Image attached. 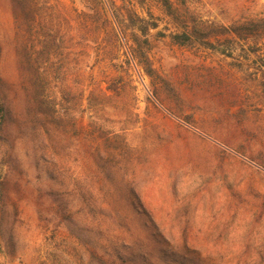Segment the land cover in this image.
<instances>
[{"label":"rangeland","instance_id":"374dc122","mask_svg":"<svg viewBox=\"0 0 264 264\" xmlns=\"http://www.w3.org/2000/svg\"><path fill=\"white\" fill-rule=\"evenodd\" d=\"M108 3L156 25L147 44ZM263 18L264 0H0V264H264V42L172 41Z\"/></svg>","mask_w":264,"mask_h":264},{"label":"trees","instance_id":"16d2710c","mask_svg":"<svg viewBox=\"0 0 264 264\" xmlns=\"http://www.w3.org/2000/svg\"><path fill=\"white\" fill-rule=\"evenodd\" d=\"M103 4V3H102ZM105 4V3H104ZM109 4V5H108ZM108 9L110 11V15L113 19V29L114 34L116 37L119 36V34L122 36L125 35V37L129 38V41L131 43L138 45L141 40L143 43L147 44L146 36L148 35V32L150 29H155L156 25L151 24L149 21L140 19L136 15L132 13H128L126 15H118V13L115 12L114 5L112 3H108ZM167 2L165 3V6H167ZM106 5V4H105ZM170 11V8H168ZM116 26V28H115ZM212 29V24H208L206 22H194L193 28L190 32H183L181 34H175L172 37V41L180 46L187 45L189 43L197 42L207 49H215L212 42H210L211 37H218L223 35H230L234 34L239 38V41L242 42H248L250 40H253L255 37L257 43L264 42V18L263 19H257V20H249V21H241L239 22V25H232L230 28H224L222 27V32H218V34H214L210 30ZM117 30L120 32L117 34ZM130 31V34L128 33ZM228 41V40H226ZM55 42V40L53 41ZM68 42H72V38L68 39ZM258 45V44H257ZM251 50H246L247 54H255L258 53V49L256 47L250 48ZM225 53V52H223ZM248 57V56H247ZM259 60L261 63H263L264 66V60L260 57ZM85 68L87 66L85 65ZM86 71V70H84ZM118 90L115 86H107L105 90H98L99 94L102 99L104 100H111V96L106 94L107 92H114ZM96 92L95 90L91 91L89 96L85 97L86 93V86L83 81H81V91H80V102L87 101L88 106L90 107L91 102V96ZM57 115V114H56ZM7 109L0 97V137L4 133V129L7 123ZM59 264H109L107 261H105L102 257L99 256H88L82 254V256H76L73 255H67L66 257L58 256Z\"/></svg>","mask_w":264,"mask_h":264}]
</instances>
